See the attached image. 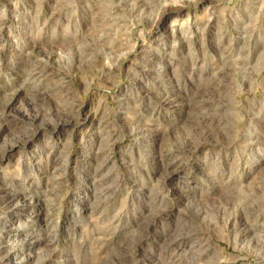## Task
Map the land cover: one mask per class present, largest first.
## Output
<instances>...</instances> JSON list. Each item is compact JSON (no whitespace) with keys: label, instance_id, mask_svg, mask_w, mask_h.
Masks as SVG:
<instances>
[{"label":"rangeland","instance_id":"374dc122","mask_svg":"<svg viewBox=\"0 0 264 264\" xmlns=\"http://www.w3.org/2000/svg\"><path fill=\"white\" fill-rule=\"evenodd\" d=\"M65 1L0 0V112L6 108L12 116L0 128V190L16 197L10 209L0 202V225L17 228L0 243V264H93L96 256L104 257L100 264H264V183L258 182L264 178V0ZM125 3L129 12L116 15L125 21L100 19L105 5ZM87 45L102 57L94 75L76 60L75 47ZM34 49L53 56L41 57L33 77L28 63ZM221 55L244 60L238 67L254 74L243 84L227 77L233 90H242L230 101L239 110L224 107L218 112L225 118L200 124L193 117L200 112L197 97L210 93L188 80H208L224 66L232 72ZM149 67L166 71V79L179 85L172 95L178 112L145 97L157 79L145 75ZM51 70L81 76L61 107L57 96H46L57 76L44 80ZM79 115L90 119L74 127ZM103 116L119 135L100 124ZM33 123L40 127L33 140L2 157L12 143L25 141ZM223 126L242 135L227 144L217 131ZM140 131L154 138L128 136ZM109 135L112 150L102 152ZM203 139L209 143L199 145ZM169 144L199 148L162 159ZM221 155L227 159L221 181L228 185L233 177L256 197L252 214L239 217L235 229L204 221V212L191 205L203 203L201 209L217 215L214 199L221 191L211 189L217 181L205 175L217 170L211 162ZM178 161L200 166L178 167ZM174 169L179 173L168 175ZM23 199L34 206L12 209ZM52 200L56 212L48 205ZM184 233L188 237L180 240Z\"/></svg>","mask_w":264,"mask_h":264},{"label":"bare ground","instance_id":"6f19581e","mask_svg":"<svg viewBox=\"0 0 264 264\" xmlns=\"http://www.w3.org/2000/svg\"><path fill=\"white\" fill-rule=\"evenodd\" d=\"M181 7L182 8H184V7L187 8L188 6L187 5H181ZM130 9H131V7L126 5V3L121 8H119V7H117V6L113 5V4L112 5L111 4L105 5L103 14H101V18L100 19L103 22H106V21L109 22V21H112V20H115V19L116 20L125 21V19L124 18L122 19L120 16L116 17L117 11L124 10L127 13V11L129 12ZM130 14H131V12H130ZM158 20H160V18H158V16H157V18L154 21H152V22H157ZM158 28L159 27H155V29H158ZM52 35L54 36L52 39H58V37H59L58 34H56V33H54ZM36 36L39 39L43 38V36L40 35V34H36ZM108 46H110V45H108ZM95 48L97 49V47H95ZM95 48H93L90 45L82 46V47L81 46L75 47V52H76L75 55L77 57L76 60H78L79 64L81 63L86 69H88L86 73L89 72V74H92V75H94L95 72L97 73V71L94 70L95 68L98 67L100 70H102V61L100 60V58L102 59V57L100 55V58H99L97 53H93ZM106 50H108V52H111V50H113V49L112 48H107ZM85 53H87V55H89L90 58H88L86 56H83V54H85ZM72 55H73V53H72ZM31 56L32 57L30 58V60H33L34 62L33 63H28V66L30 68V71H32L31 75L32 76L33 75L36 76V75H39L38 73H36V71L38 69V66L36 64L37 63L40 64L39 62L41 60V57H44L46 59V61H49V60L52 59L53 55L52 54H48V53H44V55L42 56V54L40 52H38L36 49H34L33 52L31 53ZM55 56H57L58 58L61 59L64 55L63 54L62 55L61 54H59V55L55 54ZM149 57H152V56H149ZM220 60L222 62H224V64H226V63L230 64L231 63L230 65L231 66L233 65L232 66L233 67V71L230 72L231 70H229L227 67L224 66L220 70V72H218V74H214L208 80L204 79L203 77H200L198 80H195L194 78H192L191 80L190 79L188 80L189 86L197 87L199 89L201 87H204V88H207V90L210 93V95L207 96V97L206 96L203 97L201 94H199V96L197 97V99H198L197 100V106H198L200 112L196 111V114H194L193 117L200 124L201 123H207V122L216 121L218 116L222 117L223 115H221L220 114L221 112L219 113L218 111L221 110V109H224V107H232V108H234L236 110H239L240 107L230 104V101L232 99H234L235 97L239 96L240 95L239 93L242 92V90L241 91H238L236 89L233 90L231 88V86L227 83V77L230 76V75H234V76H236V79H237L236 81L240 82V84H243L244 83V79L246 77H249V76L254 74V72H250L249 70H246V69H244L242 67L241 68L238 67V65L243 63L244 60H241L242 62H238L236 60H233L232 58L229 59L228 56H224V55H221ZM145 63L146 64H149V63L151 64L152 62H145ZM78 72L74 73V74L63 73V74L60 75V74H57L56 72H54V70H51V71H49V73H46L45 75H43L44 80H45V79L51 78L52 74H55V75L57 74V76L52 77L53 87H51L50 89L45 91L47 93V94L45 93L46 96H53V97L57 96V98L60 100L57 103L58 106H60V107L64 106L65 103H67L66 96H64V94H66V95L71 94L72 93L71 92V85L74 84V83H77L78 80L79 81L81 80V76L80 77L78 76ZM143 72H144V70H143ZM145 73H146L145 75L154 74V75H156V78H157V79H155V81L153 80V86H152L153 91H147V93L145 92L144 93L145 97L149 101H153V100L156 101L158 106H161L163 108H169L170 107V108H172L174 110L173 112H178L180 106L178 104H176L177 98L172 97V95L174 93L180 92V91H178V90H180L179 89V85L178 84H173L171 81L167 80L166 77H165L167 72L164 71V70H160V69H156V68L154 69L153 67H149L147 70H145ZM33 77H30V75L27 76V78L25 79L27 85H30V82L32 81L31 79H33ZM166 81H167V83H166ZM162 93H163V95H162ZM216 95L222 97L223 99L222 100L216 99ZM27 112L28 111L24 112V114L22 116L23 118H26V117L28 118V113ZM76 113H78V112H76ZM11 117L12 116L10 115V112H7L6 108H5L3 113L0 112V123H1L0 124V128H3L4 127L3 126L4 122L6 123V122L10 121ZM103 117H104V119L101 120L100 124L104 123L105 124V129H111L110 131L112 133V137L114 135H119L120 131L119 130H115L114 126L109 125L111 123L110 122V118L108 116H106V117L103 116ZM77 118H80V119H78L73 124L74 127H80L81 125L85 124L90 119V116L82 115V117H81V115H79V116H77ZM223 118H225V117L223 116ZM230 120L233 121V119H230ZM32 127L34 129H28L29 130L28 133L26 132V135L24 137L25 141L22 144H19V145H18V143H20V141L12 143L10 145V147L8 149H6V151L4 152L2 157L12 154L17 148H20L21 146H25L26 143H28L29 141H32L33 138L35 137L36 132L40 130L39 125H34V123H33ZM219 128L217 129V131L219 133H221V135H223V137L226 140H228L227 144H232L235 139H237L239 136L242 135L241 133H236L234 131V129H232L231 126H227V127L225 126L223 129H219ZM110 131H108V132H110ZM2 133H3V131H2V129H0V137L2 136ZM140 133H141L140 135L138 133H130L128 136L132 137V138H138V139H135V140H138V141H143L146 138V136L148 138H152L153 137V134H150V133H147V135L144 136V131H140ZM189 136H190V139H193L195 137L193 134H190ZM207 139L210 140L209 137ZM207 139H203V141L198 142V144L199 145L208 144L209 140H207ZM110 141H111V136H110V139H109L108 143L105 145V148L102 150V152H106V151L112 150V147H111L112 144L110 143ZM213 143H215L217 145L220 144V142H218V141H214ZM169 145H168L167 148H164L161 151V158L162 159H164L165 157H170L171 158L172 156H175L179 152L186 153V150L188 151V149H189V147L187 149L185 146L180 145V144L179 145H177V144H169ZM198 146H191L189 151L190 152H192V151L195 152L197 150V148H199ZM153 157H154V155L151 154L150 159L154 160L155 158H153ZM179 159L180 158H178V160ZM211 164L216 166L217 170L215 172H211L210 174L205 175V178H215V180L217 182H212V184L214 186L211 189H218L219 188V190L221 191V197H218V198L214 199V202L217 203V208H216V214L217 215L215 214L216 216H214V215L210 214L208 211H204L203 209H201L200 207L205 205L203 203H201V204L193 203L191 205L196 207V208H198L199 214L204 212L203 213V214H205L204 217H203L204 221L209 220V222L212 223L213 225L215 224V226L223 225V226H229L231 228L233 227V229H235V226H237L238 223H239V221H238L239 217H242L243 215L248 214V213L252 214L251 211L254 210L253 204H254V201L256 200V197L250 195L247 191H245L244 187L240 186V184H238L239 181H236L233 177L230 178V183L231 184L227 185V184H225V183H223L221 181V178H220V176L222 175L221 166L227 164V159H226V157L224 155H221L218 158H216V161L215 162H211ZM177 165H178V167L181 166V165L182 166H186V167L190 166V167H192L194 169L195 168L198 169L199 166H200L198 161H196L195 163L193 162V164L192 163H184L183 161H181V162L178 161ZM170 173H171V175H175V174H177L179 172H178L177 169H174V171L172 170L171 172H169L168 175H170ZM245 175L246 174H243V176H245ZM169 177H171V176H169ZM245 177H247V176H245ZM258 182L264 183V178H261ZM259 188L261 189V187H256L255 189L258 191V190H260ZM57 189H59V187ZM50 191H53V189L50 190ZM202 194H203L202 195L203 198H205L207 196V192H202ZM15 199H16V197L13 195V193H9L7 188L3 187L0 190V202H1V204L2 203H6L5 206L7 208L10 209V207H12V205H14V204H12V202L15 201ZM25 201L26 200H24V199L23 200H19V202H17L16 205L12 209H16V210L22 211V210L31 209L30 207L34 206V205H32V204H30L28 202H25ZM53 201L55 202V200H52V202H50L48 205H49V207L52 208V210L54 212H56L55 211L56 209H54L55 208V203ZM262 213H264V212H260V214H262ZM28 217L39 218L40 217V213L36 214L35 216H28ZM52 221L53 220H51L50 224H52ZM183 224H184V226L187 229L190 230V228L187 227V223L183 222ZM4 227L2 225H0V243H3V245H4V243H6L3 240V238L7 237V236H9V237L12 236L13 235L12 232L15 229H17L16 227H12L9 230H6V229L4 230ZM246 229H244V228L240 229V230L237 229L239 231L238 232L239 235L243 236V235L247 234V230ZM187 234L188 235H194V232L193 231H189V232H187ZM15 236L19 237V235H15ZM48 237L50 238V240H52L55 237V235L50 234ZM187 237L188 236L185 235V233H184V235H182V238L180 240H185ZM52 241L54 242V239ZM13 242L14 243H10V244H12V246L9 244V246L11 248L16 246V245H18L20 241L16 240V241H13ZM4 247H6V245ZM0 249H1V247H0ZM121 257L122 256H120V258ZM103 258L104 257L100 258V256H96V258H92L90 260V263L100 264L98 262H100ZM108 258L109 257H107L106 260ZM120 258L118 257V260ZM2 264H23V263H21V262L4 263L3 262Z\"/></svg>","mask_w":264,"mask_h":264}]
</instances>
